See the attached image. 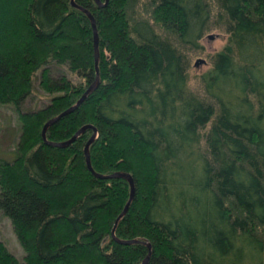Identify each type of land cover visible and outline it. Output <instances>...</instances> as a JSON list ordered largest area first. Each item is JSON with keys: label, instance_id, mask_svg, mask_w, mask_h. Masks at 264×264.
Returning <instances> with one entry per match:
<instances>
[{"label": "trees", "instance_id": "16d2710c", "mask_svg": "<svg viewBox=\"0 0 264 264\" xmlns=\"http://www.w3.org/2000/svg\"><path fill=\"white\" fill-rule=\"evenodd\" d=\"M76 5L93 16L98 71ZM211 21L226 41L195 93L180 49L200 48ZM37 77L49 102L22 111ZM96 79L45 138L90 124L94 171L131 175L113 234L130 186L87 168L93 128L64 146L41 133ZM0 103L21 123L13 158H0V211L25 250L0 241V264H264V0H0Z\"/></svg>", "mask_w": 264, "mask_h": 264}, {"label": "rangeland", "instance_id": "374dc122", "mask_svg": "<svg viewBox=\"0 0 264 264\" xmlns=\"http://www.w3.org/2000/svg\"><path fill=\"white\" fill-rule=\"evenodd\" d=\"M208 1L212 2L213 0ZM212 11V13L216 11L213 4ZM210 24L212 25L209 26V28L203 33L199 40L201 45L200 48L180 49L181 52L187 57V89L195 93H199L198 76L210 68V56L219 50L226 41L227 35L224 29L221 27L224 25L219 27L218 21H211ZM198 58H201L204 61L196 65L195 61ZM50 71L56 75L65 74L66 77L74 82L78 80L77 75L71 73L67 66L59 67L51 63ZM33 86V91L23 100L20 105V109L22 111L35 110L49 102L52 94L45 92L39 87L38 77L36 78ZM20 133L21 123L14 105L11 103H0V158L6 160H11L13 158L19 141ZM0 241L18 259H22L25 256V250L13 228L10 218L2 211H0Z\"/></svg>", "mask_w": 264, "mask_h": 264}, {"label": "water", "instance_id": "95a60500", "mask_svg": "<svg viewBox=\"0 0 264 264\" xmlns=\"http://www.w3.org/2000/svg\"><path fill=\"white\" fill-rule=\"evenodd\" d=\"M98 4L102 5L105 4L107 2V0H105L103 3H101V0H95ZM72 4L75 5L72 1ZM77 6V5H76ZM80 9H82L87 16L90 19L91 22V26L93 29V39H94V50H95V66H96V71L97 70V60H98V48H97V31H96V27H95V23H94V19L92 14L89 13V11H87L85 8L81 7V6H77ZM204 60L201 58H198L195 61V64L197 65L198 63L203 62ZM98 80L96 79L95 81H93L86 89L85 91L80 95V97L76 100V102L74 104H72L71 106H69L68 108H66L65 110H63L62 112H60L59 114L49 118L48 120H46V122L43 124L42 127V137L43 139L48 143V144H52L55 146H64L67 145L68 143H70L71 141H73L77 135H79L80 133H82L87 127H92L93 131L91 133V135L89 136L88 140L85 143L84 146V155H85V162L87 165V168L96 176L101 177V178H110V177H124L125 179L128 180L129 182V186H130V193H129V197L125 203V205L123 206L122 210L120 211V213L118 214L117 218L115 219L114 225L112 227V234L114 232V228L117 224V222L119 221V219L122 217V215L126 212V210L128 209L130 202L133 199V195H134V182H133V178L131 177V175L127 172L124 171H115V172H111V173H107V174H102V173H97L94 171V169L91 166V162H90V156H89V145L90 143L94 140V138L97 136V130L94 126L90 125V124H85L83 126H81L80 128H78L74 134L69 137L68 139L64 140V141H60V142H55V141H47L45 138V130L47 129V127L53 123L56 119H58L61 115H64L66 113H68L69 111L77 108L80 103L85 99V97L96 87ZM120 242H133L134 240H126V239H117ZM148 259V254L146 255V257L142 260V264H145L146 261Z\"/></svg>", "mask_w": 264, "mask_h": 264}]
</instances>
